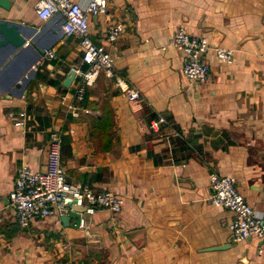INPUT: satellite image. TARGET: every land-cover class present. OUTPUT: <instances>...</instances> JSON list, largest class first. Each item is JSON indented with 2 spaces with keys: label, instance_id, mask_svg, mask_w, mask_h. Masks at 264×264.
Here are the masks:
<instances>
[{
  "label": "crops",
  "instance_id": "obj_1",
  "mask_svg": "<svg viewBox=\"0 0 264 264\" xmlns=\"http://www.w3.org/2000/svg\"><path fill=\"white\" fill-rule=\"evenodd\" d=\"M11 1L10 9L0 5V19L27 26L31 43L29 27L51 18L38 17L34 0ZM113 22L124 31L109 42ZM180 26L208 37L212 49H234L233 62L211 49L209 78L188 81L184 56L170 44ZM52 30L37 42H47ZM90 32L141 96L130 100L101 73L78 101L80 78L70 87L64 80L87 65L79 39L66 35L50 47L57 58L33 64L35 77L22 96L0 90V264H264V239L230 240L234 214L211 202L209 180L212 172L234 176L264 214V0H109L106 13L91 17ZM32 55L28 48L4 69L0 85L7 87ZM105 107L114 125L110 143L101 144L92 124ZM23 110L25 124L15 125L9 113ZM159 115L167 123L156 134L150 123ZM55 129L67 179L121 195L122 211L98 209L85 215L84 227L55 216L20 226L11 200L17 170L23 163L42 169Z\"/></svg>",
  "mask_w": 264,
  "mask_h": 264
},
{
  "label": "built area",
  "instance_id": "obj_2",
  "mask_svg": "<svg viewBox=\"0 0 264 264\" xmlns=\"http://www.w3.org/2000/svg\"><path fill=\"white\" fill-rule=\"evenodd\" d=\"M34 9L38 17L44 21L61 13L65 18V35L76 37L82 48V64L87 69L75 66V77L80 78L75 98L84 99L87 88L93 86L101 73L114 79L117 89L122 91L130 100L140 98L138 86L119 75L115 61L104 44L96 43L90 32V19L109 8V0H34ZM124 31L121 22L110 23L106 29V39L117 41ZM170 44L184 56L182 71L191 83L203 82L211 74V66L206 60L207 53L212 49L206 36H193L185 27L180 26L170 39ZM217 58L226 63L234 60V49L215 47ZM43 58H57L56 48L46 49ZM71 112L79 116V109L70 106ZM15 125H24L28 114L26 110L18 115L9 113ZM167 120L159 115L151 120L150 127L156 134L162 133V125ZM62 133L55 129L49 140V154L46 173L35 170L23 163L17 170L11 200L16 212V219L21 227L28 228L37 219L60 217L69 212L81 216L80 226H87L85 215H94L98 209H108L114 213L123 210L125 199L112 190L96 191L87 185H78L67 179L62 163ZM210 186L213 189L211 202L231 210L233 220L228 228L232 240L239 242L250 237L264 239V214L257 211L239 191L236 179L232 175H221L216 172L209 174Z\"/></svg>",
  "mask_w": 264,
  "mask_h": 264
},
{
  "label": "water",
  "instance_id": "obj_3",
  "mask_svg": "<svg viewBox=\"0 0 264 264\" xmlns=\"http://www.w3.org/2000/svg\"><path fill=\"white\" fill-rule=\"evenodd\" d=\"M0 5L6 9H10L12 6L11 0H0ZM66 18L58 13L50 20H48L41 28L29 27L31 34H35L32 38L31 43L27 41L28 35L25 34V26L23 23L9 20L0 19V75L19 55H21L26 49L32 48L33 55L31 60H28L22 67L20 72L14 77L7 87L0 85V90L4 93L7 90H11V94L18 96L23 95V89L31 78L35 77V66L36 63L46 52V49L54 45L60 37L65 35L64 24ZM53 27L51 36L47 42L39 44L37 40L48 28ZM35 43V44H34ZM76 72L71 69L69 75L64 80V85L70 87L75 79ZM49 145L45 149L42 173H46V164L48 161ZM62 223L65 226L76 225L80 226L81 216L75 212H69L60 216ZM232 240V237L230 238ZM230 246V245H227ZM222 249L223 247H216Z\"/></svg>",
  "mask_w": 264,
  "mask_h": 264
},
{
  "label": "trees",
  "instance_id": "obj_4",
  "mask_svg": "<svg viewBox=\"0 0 264 264\" xmlns=\"http://www.w3.org/2000/svg\"><path fill=\"white\" fill-rule=\"evenodd\" d=\"M105 112L102 118L93 119L92 128H94V132L100 138L101 144L109 142L111 138V132L114 122H113V114L110 107H105ZM110 143V142H109Z\"/></svg>",
  "mask_w": 264,
  "mask_h": 264
}]
</instances>
